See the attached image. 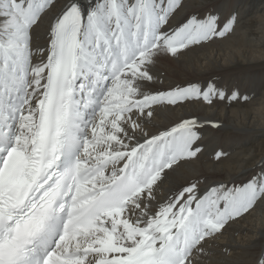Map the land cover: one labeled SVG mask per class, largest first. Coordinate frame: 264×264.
Listing matches in <instances>:
<instances>
[{"label":"snow or ice","instance_id":"6c2138e0","mask_svg":"<svg viewBox=\"0 0 264 264\" xmlns=\"http://www.w3.org/2000/svg\"><path fill=\"white\" fill-rule=\"evenodd\" d=\"M53 7L0 0V264H225L228 249L211 242L264 206V167L162 193L199 158L204 124L220 125L189 115L158 126L156 109L226 93L154 86L162 57L225 38L236 15L174 22L183 0H66L34 42Z\"/></svg>","mask_w":264,"mask_h":264},{"label":"bare ground","instance_id":"6f19581e","mask_svg":"<svg viewBox=\"0 0 264 264\" xmlns=\"http://www.w3.org/2000/svg\"><path fill=\"white\" fill-rule=\"evenodd\" d=\"M52 8L36 32V43H44V34L51 18L66 0H54ZM87 6L90 0H80ZM184 7L173 18L181 21L186 15L212 12L221 24L235 14L234 31L194 48L178 58L162 57L157 65L163 85L195 82L207 87L211 82L226 93V98H214L212 104L202 101L185 103L175 109L158 107L155 125H167L180 117L197 116L220 127L204 124L201 128V153L191 164L183 166L166 181L199 179L230 181L264 167V0H183ZM234 91L240 98L228 99ZM247 96L245 100L243 97ZM155 130V129H153ZM227 155L217 159L216 152ZM213 243L217 252L228 249L221 257L225 264H259L264 259V206L231 222Z\"/></svg>","mask_w":264,"mask_h":264}]
</instances>
